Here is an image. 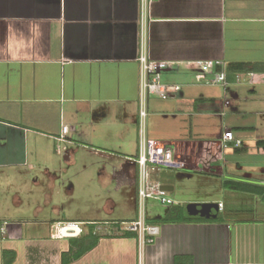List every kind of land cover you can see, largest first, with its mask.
<instances>
[{
  "label": "crops",
  "instance_id": "1",
  "mask_svg": "<svg viewBox=\"0 0 264 264\" xmlns=\"http://www.w3.org/2000/svg\"><path fill=\"white\" fill-rule=\"evenodd\" d=\"M141 55L170 63L163 83L181 87L170 99L147 100L144 125ZM206 61L225 63L226 89L199 79L196 64ZM63 127L67 142L59 143ZM226 130L243 145L225 148ZM142 135L169 144L184 166L167 170L175 174L166 182L155 175L173 188L172 207L216 203L221 221L149 225L172 207L147 209L152 244L115 227L72 264H264V0H156L144 15L141 0H0V188L34 183L50 206L88 153L107 160L101 180L138 193L128 159ZM193 179L197 198L186 186ZM60 209L29 223L27 237L21 224L1 221L0 243L11 247L0 245V264L5 251L16 254L13 264H62L70 238L53 239L52 227L82 224L80 237L100 229Z\"/></svg>",
  "mask_w": 264,
  "mask_h": 264
},
{
  "label": "rangeland",
  "instance_id": "2",
  "mask_svg": "<svg viewBox=\"0 0 264 264\" xmlns=\"http://www.w3.org/2000/svg\"><path fill=\"white\" fill-rule=\"evenodd\" d=\"M59 159L64 162V157L59 156ZM79 161V166L69 169L68 175L62 182L64 186L62 187L58 184L62 190L57 188L53 202H51L53 204L50 206L47 204L48 201L41 187L36 186L34 183H30L31 185L28 187H23V185L15 186V191L8 188H0V223L1 221H7V229L11 225L21 224V228L26 229L25 235L27 237L30 236V234H27L29 229L33 228L29 223L52 217L55 215L53 214V205H57L58 208H61L59 212L62 216L66 215L65 219H94L100 221V229H97V232L102 236L103 234L113 233L114 230L112 228L115 227L126 229L125 224L136 219L139 213L136 186H125L120 190L118 189V182L112 179L103 181L104 178L101 180L98 174L104 167V163L107 162L104 157L83 153L79 155ZM84 164H88L90 168L85 170L83 167L86 165ZM91 164H94V167ZM161 174V178L166 182L167 178L175 173L163 170ZM196 180L198 179H193L186 183L187 188L193 194L192 197L195 196L194 198H197L198 195L194 190L200 186ZM71 188L75 190L72 194L67 191V189L70 190ZM199 196L205 197L203 193ZM168 208V206H163L157 201L151 200L147 202L148 212L165 214ZM104 222L116 223L117 226L112 224L105 225ZM41 235H44V233ZM23 242L25 243V240ZM7 244L6 242L0 243L1 246ZM20 244L22 246V242ZM16 250L20 251L22 249Z\"/></svg>",
  "mask_w": 264,
  "mask_h": 264
},
{
  "label": "built area",
  "instance_id": "3",
  "mask_svg": "<svg viewBox=\"0 0 264 264\" xmlns=\"http://www.w3.org/2000/svg\"><path fill=\"white\" fill-rule=\"evenodd\" d=\"M156 0H141L142 14H146L148 7ZM141 65V120L144 122L147 117L146 102L149 98H157L167 100L177 96L180 91V86H169L163 83V74L172 65L164 61H153L146 55H141L139 58ZM196 68L200 70V80H206L208 76L210 79L207 84L210 86H221L227 88L226 65L224 62L206 61L196 64ZM254 74H250L251 82H253ZM243 76H238V82H241ZM67 127H63L62 135L57 138L59 143L67 142L66 134ZM222 144L225 148L233 145L239 148L243 145V141L236 138L231 130H226L223 134ZM132 164L138 168V205H139V219L132 222H127L126 229L120 228L121 231L136 233L140 244H152L155 233L152 232V227L146 223L147 219V202L157 201L163 206L172 207L176 204L172 200L168 192L162 189L163 184L155 180V175L160 174L163 170H177L183 169V164L179 162L174 155L172 147L164 142L149 139L142 135L140 140L139 154L135 158L128 159ZM222 207V205H220ZM64 230L70 233V236L64 234ZM6 231L2 228V233ZM84 232L82 224L69 223L59 224L52 227L51 237L53 239L63 238H77ZM142 264V263H140Z\"/></svg>",
  "mask_w": 264,
  "mask_h": 264
},
{
  "label": "trees",
  "instance_id": "4",
  "mask_svg": "<svg viewBox=\"0 0 264 264\" xmlns=\"http://www.w3.org/2000/svg\"><path fill=\"white\" fill-rule=\"evenodd\" d=\"M221 217L213 219H204L190 216L185 206L172 207L162 218L147 219L149 225L166 223H218ZM124 238L137 237L136 233L124 232L121 234ZM104 238L97 232V225H91L89 233L79 238H70V249L62 254V264H72L83 258L86 254L94 250ZM16 254L13 251H5L4 258L6 264H13Z\"/></svg>",
  "mask_w": 264,
  "mask_h": 264
},
{
  "label": "water",
  "instance_id": "5",
  "mask_svg": "<svg viewBox=\"0 0 264 264\" xmlns=\"http://www.w3.org/2000/svg\"><path fill=\"white\" fill-rule=\"evenodd\" d=\"M162 189L167 192L173 190V188L168 185H163ZM187 211L190 216L200 217L204 219H213L217 218L219 215V205L216 203H192L187 206Z\"/></svg>",
  "mask_w": 264,
  "mask_h": 264
},
{
  "label": "bare ground",
  "instance_id": "6",
  "mask_svg": "<svg viewBox=\"0 0 264 264\" xmlns=\"http://www.w3.org/2000/svg\"><path fill=\"white\" fill-rule=\"evenodd\" d=\"M64 234H65L66 236H70V233H68L67 230H64ZM70 237H71V236H70Z\"/></svg>",
  "mask_w": 264,
  "mask_h": 264
}]
</instances>
